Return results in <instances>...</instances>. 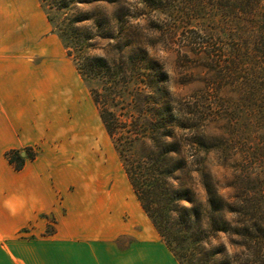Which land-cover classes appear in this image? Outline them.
<instances>
[{
  "label": "trees",
  "instance_id": "16d2710c",
  "mask_svg": "<svg viewBox=\"0 0 264 264\" xmlns=\"http://www.w3.org/2000/svg\"><path fill=\"white\" fill-rule=\"evenodd\" d=\"M115 2L40 0L44 9L72 10L58 19L46 14L142 209L180 264H264V3L144 0L164 14L168 30L187 19L193 48L210 63L204 87L178 97L167 72L146 61L142 30L131 40L94 10ZM208 154L216 171L206 167ZM217 171L230 189L225 197ZM220 235L232 253L212 246Z\"/></svg>",
  "mask_w": 264,
  "mask_h": 264
},
{
  "label": "crops",
  "instance_id": "0c3cea01",
  "mask_svg": "<svg viewBox=\"0 0 264 264\" xmlns=\"http://www.w3.org/2000/svg\"><path fill=\"white\" fill-rule=\"evenodd\" d=\"M84 121V85L40 0H0V264H180L136 196L69 151ZM22 229L35 236L7 240Z\"/></svg>",
  "mask_w": 264,
  "mask_h": 264
},
{
  "label": "rangeland",
  "instance_id": "374dc122",
  "mask_svg": "<svg viewBox=\"0 0 264 264\" xmlns=\"http://www.w3.org/2000/svg\"><path fill=\"white\" fill-rule=\"evenodd\" d=\"M262 2L264 3V0H262ZM93 6L94 4H81L78 7L83 10H91L94 8ZM94 10H98L99 12L103 10L106 16L114 21L119 32L120 27L126 28L130 34L129 39L131 40L134 35L136 36V33H139L142 30V33L144 34V57L146 58V61L150 59L153 63L157 64L161 69L167 72L168 81L166 86L176 96H188L197 89L203 88L208 82L205 73H208V71L211 70V66L210 63L205 60V58L198 55L193 48L191 42L193 40L191 38V35L193 34L192 27L191 25H188L187 19H184L186 21L183 25L186 26L182 29L179 26V29L176 32L168 30V21L163 19L165 17L164 14L162 15L145 5L144 0H116L114 4H111L104 9L96 8ZM44 11L48 12L51 17L57 19L58 17L63 18L66 17V15L69 16L72 13V10L68 9L60 13L56 12L55 9L47 7H45ZM52 30L54 31L53 27ZM233 44L232 41L227 42V45L229 46ZM92 53L100 54L101 50L95 49ZM157 79L158 78H155V83H157ZM79 80L84 85L85 121L83 129L85 138L83 141L78 140L77 142H74L70 137L68 139V146L71 148L69 151L74 147H77L78 151H81V148H84V161L86 167L88 164H95L96 167H98V173L101 179L108 178L111 181H114L119 194L129 193L135 198L132 186L123 169L118 153L99 117L89 87L80 76ZM69 132L71 136V127ZM78 132H80V130H78ZM34 153L35 151L33 148L26 150V154H29L30 156H34ZM77 153L79 154H76V156H83L80 152ZM74 155V153L71 154V156ZM7 157H12V163H14L15 166L19 162L21 163V161L23 164V159L18 151L8 152ZM216 162L214 155H207V168L216 171ZM218 171L221 170L219 169ZM218 171L216 174L219 178V190L225 197L229 194L230 189L225 186L227 180L220 177ZM194 187H196L198 194L202 195L199 187L197 185ZM53 224L54 219L51 218L45 231L46 235L53 232ZM33 236L35 235L30 234L29 229H22L19 234L10 235L7 240L20 237L30 238ZM3 240L4 239H0V241ZM211 244L212 246L217 247L222 245L229 253H232L231 247L228 245L227 236L225 235H220L219 238L213 240Z\"/></svg>",
  "mask_w": 264,
  "mask_h": 264
}]
</instances>
